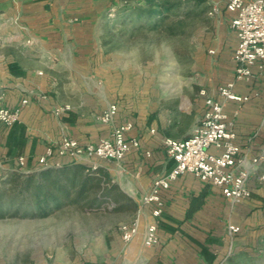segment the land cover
<instances>
[{
	"label": "crops",
	"instance_id": "obj_1",
	"mask_svg": "<svg viewBox=\"0 0 264 264\" xmlns=\"http://www.w3.org/2000/svg\"><path fill=\"white\" fill-rule=\"evenodd\" d=\"M105 1L109 0H0V40L4 39L0 49L2 44L8 48L14 45L24 56L0 53V108L14 109L28 100L18 122L10 127L0 123V169L16 170L17 159L24 157V171H36L45 149L63 136L82 145L96 143L129 122L133 128L127 137L139 139V150L129 152L120 162L100 161L99 165L118 192L138 207L154 179L174 167L163 139L190 137L205 111L207 96L222 103L234 121L235 142L247 164L262 158L251 165L250 199L236 205L220 189L194 175L178 176L169 189L161 191L164 207L157 231L159 242L152 248L141 245L144 227L152 221L146 207L139 216L133 254H128L121 239L123 223L111 225L105 220V234L89 235L85 250L75 246L71 252L51 253L33 264H225L263 231L264 73L255 72L248 84H236L235 92L249 97L245 103L224 101L218 95L217 87L235 75L237 38L230 26L234 15L227 10L226 0H202L213 20L198 48L203 68L192 82L191 96L173 101L160 95L158 87L130 76L121 62L105 53L108 42L100 24ZM212 5L217 11L209 15ZM33 50L43 70L26 64V54ZM201 90L207 96L201 95ZM111 104L117 106V113L110 123H103L100 117ZM65 105L70 109L59 116L53 113ZM50 162L64 165L70 160L55 156ZM114 206L107 205L105 211ZM229 224L238 226L240 232L230 237Z\"/></svg>",
	"mask_w": 264,
	"mask_h": 264
},
{
	"label": "rangeland",
	"instance_id": "obj_2",
	"mask_svg": "<svg viewBox=\"0 0 264 264\" xmlns=\"http://www.w3.org/2000/svg\"><path fill=\"white\" fill-rule=\"evenodd\" d=\"M178 1V11L165 16L160 24L133 14L125 16L124 8L142 4L135 0L105 1L104 17L100 20L105 27V41L108 42L105 53H109L113 61L121 62L130 76L140 79L144 85L158 87L160 95L171 97L173 101L191 96L192 82L197 80L203 68L198 55L199 44L213 24L207 15L206 1ZM2 40L3 36L0 42ZM2 45L0 53L21 56V50L14 45L9 48ZM34 51L26 54V64L43 70L33 56ZM262 173L264 175V171ZM8 174L9 170L0 169V201L4 209L10 203ZM9 205L8 214L0 218V264H33L38 258L51 253L71 252L75 246L79 251L85 250L90 242L87 241L89 235L93 234L96 238L105 234V220L111 225L128 224V221L130 224L137 215V207L135 210L129 205L110 211H105V206L100 210H88L79 205L63 208L46 217L24 216L20 213L26 207L14 215L12 211L18 202L13 200ZM262 227V233L254 236L251 245L228 257L225 264H264ZM99 243L101 241L95 242ZM134 251L133 245L128 254Z\"/></svg>",
	"mask_w": 264,
	"mask_h": 264
},
{
	"label": "built area",
	"instance_id": "obj_3",
	"mask_svg": "<svg viewBox=\"0 0 264 264\" xmlns=\"http://www.w3.org/2000/svg\"><path fill=\"white\" fill-rule=\"evenodd\" d=\"M226 8L234 15L230 26L237 38L233 54L235 75L234 79L218 86L217 93L224 101L242 104L247 102L249 97L237 94L236 84H248L255 72L264 73V0H226ZM216 11V5H212L209 15ZM28 42L30 43L29 40ZM209 53L212 54L213 51ZM200 94L207 96L205 90H201ZM27 103L28 100L24 99L20 107L0 108V123L8 127L14 125L19 121L21 107ZM69 109L68 105L61 106L55 108L53 113L59 116ZM116 113L117 106L109 105L100 117L101 122L110 123ZM132 128V123H125L114 128L108 137L86 145L63 136L54 145L48 146L39 157V169L61 166L51 164L50 160L55 156L67 157L70 163L85 164L91 171L100 168V161L120 162L129 152L140 148L138 138L127 137ZM151 133H154V130H151ZM235 140L234 121L228 118L224 105L207 96L205 111L195 124L190 137L181 140L163 139L166 154L174 161V167L167 175L154 179L150 191L141 198L133 222L120 225L119 231L126 249L133 246L134 239L139 234V216L146 207L150 209L152 221L147 222L144 227L141 245L144 248H152L158 244L157 231L164 207L161 191L169 189L171 182L180 175L192 174L202 183L220 189L223 196L234 205L250 199L248 181L251 165H256L262 157L253 159L248 165L242 155V148ZM24 166L25 158L19 157L16 170L25 172ZM227 232L233 237L240 232V228L229 224Z\"/></svg>",
	"mask_w": 264,
	"mask_h": 264
},
{
	"label": "trees",
	"instance_id": "obj_4",
	"mask_svg": "<svg viewBox=\"0 0 264 264\" xmlns=\"http://www.w3.org/2000/svg\"><path fill=\"white\" fill-rule=\"evenodd\" d=\"M135 1L142 4L134 8H124L122 11L125 16L133 14L146 21L156 20L154 22L157 24L163 23L165 16L176 13L180 6L178 0ZM8 181L11 192L9 204L13 200L18 202L12 211L14 215L20 213L24 207L26 209L20 214L37 217H46L63 208L79 205L88 210H100L112 203L115 204V210L126 208L124 205H129L131 209L136 208L129 198L118 192L117 186L111 183L100 168L91 171L82 163H68L32 172L10 170ZM9 204L4 209L0 201V218L8 214L6 212L10 209ZM24 210L32 213L28 214Z\"/></svg>",
	"mask_w": 264,
	"mask_h": 264
}]
</instances>
